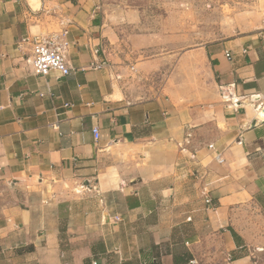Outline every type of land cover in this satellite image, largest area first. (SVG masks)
Masks as SVG:
<instances>
[{"label": "crops", "instance_id": "0c3cea01", "mask_svg": "<svg viewBox=\"0 0 264 264\" xmlns=\"http://www.w3.org/2000/svg\"><path fill=\"white\" fill-rule=\"evenodd\" d=\"M38 2L0 0V264H264V29L202 46L197 94L134 97L91 69L93 0ZM59 31L71 74L34 76L18 45Z\"/></svg>", "mask_w": 264, "mask_h": 264}, {"label": "rangeland", "instance_id": "374dc122", "mask_svg": "<svg viewBox=\"0 0 264 264\" xmlns=\"http://www.w3.org/2000/svg\"><path fill=\"white\" fill-rule=\"evenodd\" d=\"M93 1L106 32V59L120 67L118 80L134 97L148 91L197 94L209 81L208 65L198 54L202 46L264 29V0ZM258 225L264 229V222Z\"/></svg>", "mask_w": 264, "mask_h": 264}, {"label": "built area", "instance_id": "2783aa9c", "mask_svg": "<svg viewBox=\"0 0 264 264\" xmlns=\"http://www.w3.org/2000/svg\"><path fill=\"white\" fill-rule=\"evenodd\" d=\"M22 45H28L31 49L30 65L34 76L44 77L51 71L58 72L60 77H66L71 74L72 69L66 59V54L70 47L66 31L35 35L29 39L23 40L18 45V49H20ZM93 53L98 56L100 54V49L95 48ZM225 57L230 59V53L226 52ZM105 68H110V65L104 57L91 66V69L95 71ZM232 89L233 85L219 86L220 98L224 103L230 104L231 106L238 104V99H236ZM64 106L67 107L68 104ZM92 133L97 140L99 138L98 128H93ZM209 148L213 149V146L210 145ZM216 160L219 162L221 161L219 157H216ZM206 203L209 204L210 200L206 199ZM116 221H119V219L116 218Z\"/></svg>", "mask_w": 264, "mask_h": 264}, {"label": "water", "instance_id": "95a60500", "mask_svg": "<svg viewBox=\"0 0 264 264\" xmlns=\"http://www.w3.org/2000/svg\"><path fill=\"white\" fill-rule=\"evenodd\" d=\"M39 0H36L35 2H33L32 0H30V2H31V5H32V11L33 12H38L39 11V2H38ZM263 109H264V107H263ZM254 126V123L251 125V127H253Z\"/></svg>", "mask_w": 264, "mask_h": 264}, {"label": "bare ground", "instance_id": "6f19581e", "mask_svg": "<svg viewBox=\"0 0 264 264\" xmlns=\"http://www.w3.org/2000/svg\"><path fill=\"white\" fill-rule=\"evenodd\" d=\"M261 113H262V117L264 118V109H262V111H261ZM252 121V120H251ZM257 124V123H256Z\"/></svg>", "mask_w": 264, "mask_h": 264}, {"label": "trees", "instance_id": "16d2710c", "mask_svg": "<svg viewBox=\"0 0 264 264\" xmlns=\"http://www.w3.org/2000/svg\"><path fill=\"white\" fill-rule=\"evenodd\" d=\"M235 236V235H234Z\"/></svg>", "mask_w": 264, "mask_h": 264}]
</instances>
